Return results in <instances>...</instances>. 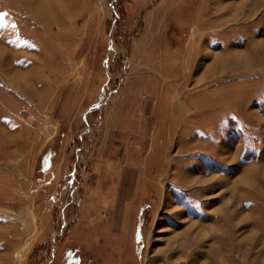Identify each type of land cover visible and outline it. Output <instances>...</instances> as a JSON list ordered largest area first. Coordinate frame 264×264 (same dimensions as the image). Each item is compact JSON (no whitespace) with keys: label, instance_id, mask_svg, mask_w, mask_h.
I'll return each instance as SVG.
<instances>
[{"label":"rangeland","instance_id":"obj_1","mask_svg":"<svg viewBox=\"0 0 264 264\" xmlns=\"http://www.w3.org/2000/svg\"><path fill=\"white\" fill-rule=\"evenodd\" d=\"M240 1L0 0V264H264Z\"/></svg>","mask_w":264,"mask_h":264},{"label":"bare ground","instance_id":"obj_2","mask_svg":"<svg viewBox=\"0 0 264 264\" xmlns=\"http://www.w3.org/2000/svg\"><path fill=\"white\" fill-rule=\"evenodd\" d=\"M36 2V1H35ZM41 2V1H40ZM30 3V2H29ZM33 3V2H32ZM31 3V4H32ZM260 3L259 0H241L239 3L235 4L232 8L230 7V9L228 10L230 13L232 12L233 15L237 14L238 12L244 11V13L251 14L252 11H254V9L256 8V6H258V4ZM37 4V2H36ZM29 5V4H28ZM39 5V10H38V14L39 13H43L41 7L42 2L38 3ZM48 6H46L45 8H48L47 11H49V8L51 7L50 4H47ZM36 10V8H34ZM41 9V10H40ZM44 9V8H43ZM52 11V10H51ZM46 12V11H44ZM55 12V11H54ZM241 14V13H240ZM40 17V16H39ZM15 75V74H14ZM25 81V80H24ZM227 202V201H226ZM225 203V202H224ZM226 206L228 205V203H225ZM214 230V229H213ZM212 230V231H213Z\"/></svg>","mask_w":264,"mask_h":264}]
</instances>
